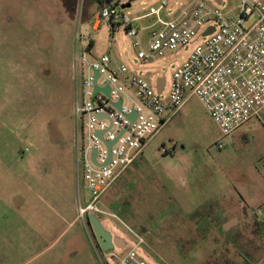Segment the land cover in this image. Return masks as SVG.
I'll return each mask as SVG.
<instances>
[{
    "label": "rangeland",
    "instance_id": "obj_1",
    "mask_svg": "<svg viewBox=\"0 0 264 264\" xmlns=\"http://www.w3.org/2000/svg\"><path fill=\"white\" fill-rule=\"evenodd\" d=\"M161 1L130 0L125 11L135 17ZM165 1L160 15L170 20L195 0ZM205 1L227 15L239 2ZM98 5L0 0V264H119L131 231L143 238L138 252L147 264H264L263 125L252 118L223 136L195 96L102 197L111 213L99 215L102 225L128 246L105 254L77 217L78 198L89 191L77 187L74 164L73 18ZM110 30L90 29L95 54L106 50ZM112 33V48H127L128 66L151 72L152 84L164 77L166 90L172 71L205 39L199 33L146 63L134 59L125 26ZM147 33L139 30L143 50Z\"/></svg>",
    "mask_w": 264,
    "mask_h": 264
},
{
    "label": "built area",
    "instance_id": "obj_2",
    "mask_svg": "<svg viewBox=\"0 0 264 264\" xmlns=\"http://www.w3.org/2000/svg\"><path fill=\"white\" fill-rule=\"evenodd\" d=\"M129 1L108 0L86 19L79 8L73 18L74 164L77 187L81 182L89 191L87 198H78L76 203V215L82 221L88 214L98 218L111 214L102 197L188 96L198 99L223 136L252 118L264 128L263 0H239L232 15L205 0H195L170 20L160 15L167 4L162 0L143 15L151 16L147 50L141 47L138 18L121 7ZM84 24L87 33L82 31ZM102 25L111 28L109 43L103 53L95 54L90 29L97 31ZM117 25L125 26L132 38L134 59L146 63L155 56L164 59L166 51L184 47L199 33L205 39L172 71L169 88L164 78L158 92L156 81H150L151 72L141 74L121 58L126 47L112 48V31ZM222 146L217 143L218 148ZM131 233L134 241L117 256L119 264H147L138 252L143 238Z\"/></svg>",
    "mask_w": 264,
    "mask_h": 264
},
{
    "label": "water",
    "instance_id": "obj_3",
    "mask_svg": "<svg viewBox=\"0 0 264 264\" xmlns=\"http://www.w3.org/2000/svg\"><path fill=\"white\" fill-rule=\"evenodd\" d=\"M218 3H220V0H218ZM129 6L130 2H126L121 5L122 8ZM211 30L212 28H209L206 32H204V34L209 33ZM82 31L83 33L88 32L87 24H84ZM95 75L97 76V72ZM147 75H149V72ZM164 82V77H158L156 79V88L158 92H160V90L163 88ZM87 220L89 221L98 246L105 254L112 253L115 248H124L126 246V242L121 237L113 235L109 230L104 228L98 216L95 214H88Z\"/></svg>",
    "mask_w": 264,
    "mask_h": 264
},
{
    "label": "crops",
    "instance_id": "obj_4",
    "mask_svg": "<svg viewBox=\"0 0 264 264\" xmlns=\"http://www.w3.org/2000/svg\"><path fill=\"white\" fill-rule=\"evenodd\" d=\"M90 6H91V5H90ZM90 6H89V7H90ZM144 14H145V13H143V14H141V15H137V16H135V17L138 18L137 21H136V23H137V25H138V28H140V30H147V31H148V28H147V27H148V25H149V23H150V21H151V16H147V17H146V16H143ZM87 15H88V13L86 14V16H87ZM86 18H87V17H85L84 19H86ZM141 20H146V24H140L139 22H140ZM83 26H84V25H81L82 30H83ZM74 29H75V24H74ZM133 163H134V162H133ZM133 163H132V164H133ZM132 164H131V165H132ZM120 177H121V176H120ZM120 177H119V178H120ZM119 178H118V179H119ZM118 179H117V180H118ZM117 180H116V181H117ZM75 211H76V207H75Z\"/></svg>",
    "mask_w": 264,
    "mask_h": 264
},
{
    "label": "trees",
    "instance_id": "obj_5",
    "mask_svg": "<svg viewBox=\"0 0 264 264\" xmlns=\"http://www.w3.org/2000/svg\"><path fill=\"white\" fill-rule=\"evenodd\" d=\"M107 1H108V0H98L99 5H98L97 9L100 8L101 6H103L104 3L107 2ZM87 221H88V220H87ZM88 222H89V221H88Z\"/></svg>",
    "mask_w": 264,
    "mask_h": 264
},
{
    "label": "flooded vegetation",
    "instance_id": "obj_6",
    "mask_svg": "<svg viewBox=\"0 0 264 264\" xmlns=\"http://www.w3.org/2000/svg\"><path fill=\"white\" fill-rule=\"evenodd\" d=\"M72 1L74 2L75 0H70V3H71ZM86 220H87V217H86ZM87 223H88V225H90L88 221H87ZM93 234H94V233H93ZM94 237H95V236H94ZM95 239H96V238H95ZM96 242H97V241H96ZM97 245H98V244H97ZM98 247H99V246H98ZM99 249H100V247H99ZM100 250H101V249H100ZM101 251H102V250H101Z\"/></svg>",
    "mask_w": 264,
    "mask_h": 264
}]
</instances>
